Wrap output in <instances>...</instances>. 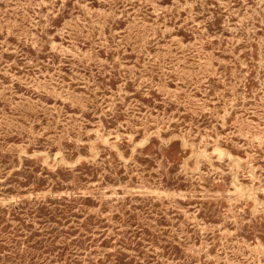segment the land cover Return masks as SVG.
<instances>
[{
    "label": "rangeland",
    "instance_id": "374dc122",
    "mask_svg": "<svg viewBox=\"0 0 264 264\" xmlns=\"http://www.w3.org/2000/svg\"><path fill=\"white\" fill-rule=\"evenodd\" d=\"M0 264H264V0H0Z\"/></svg>",
    "mask_w": 264,
    "mask_h": 264
}]
</instances>
